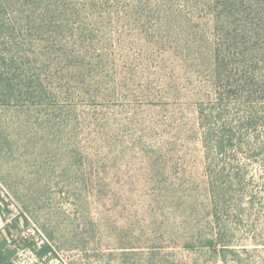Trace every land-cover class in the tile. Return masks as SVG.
<instances>
[{"label":"rangeland","instance_id":"obj_1","mask_svg":"<svg viewBox=\"0 0 264 264\" xmlns=\"http://www.w3.org/2000/svg\"><path fill=\"white\" fill-rule=\"evenodd\" d=\"M222 64L264 80V0H0V232L42 256L15 263L264 264L255 95L219 157L239 199L217 221L209 197L199 117Z\"/></svg>","mask_w":264,"mask_h":264},{"label":"trees","instance_id":"obj_2","mask_svg":"<svg viewBox=\"0 0 264 264\" xmlns=\"http://www.w3.org/2000/svg\"><path fill=\"white\" fill-rule=\"evenodd\" d=\"M221 67V69H217L214 75L215 82L218 85L216 98L208 109L201 112L199 117L206 153L207 173L210 178L209 197L214 205L213 215L217 221L219 217L225 214L224 211H227L228 205L232 201H238L239 199V197L232 195L230 192L231 188H225V185L227 187L233 186V183L240 180V173H232L230 171L226 174L228 170L221 166L222 163L219 159L220 156L237 148L239 145L236 142L241 140L225 128L228 124L226 123V119L232 115L228 107H230L232 102L240 103L245 100L244 98H251L253 95H255L256 101L264 100V80L259 81L258 78L237 74L224 64ZM257 110L251 106L245 111L247 112L245 117L248 119L246 125L260 123L258 121L260 118ZM218 124H220V129H215V125ZM22 224L20 218L16 219L14 230H19ZM24 224L26 225V220ZM10 240V232L8 230H2L0 232V264H16L14 258L18 255V249L37 251L31 246L29 239H22L16 249L9 247ZM36 253L39 258H42L39 252Z\"/></svg>","mask_w":264,"mask_h":264}]
</instances>
